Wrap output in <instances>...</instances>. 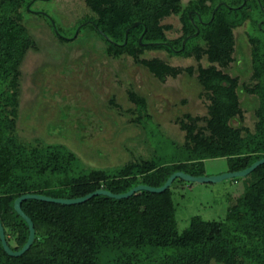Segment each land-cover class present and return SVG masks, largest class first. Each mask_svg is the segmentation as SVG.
<instances>
[{
	"label": "trees",
	"instance_id": "1",
	"mask_svg": "<svg viewBox=\"0 0 264 264\" xmlns=\"http://www.w3.org/2000/svg\"><path fill=\"white\" fill-rule=\"evenodd\" d=\"M32 1L0 0V221L11 248L19 249L29 231L25 219L13 206L21 193L75 197L100 187L122 192L137 183L160 185L175 170L201 174L206 158L224 157L227 170H237L264 156V37L260 30L259 34H250L252 73L250 87L244 85L261 99L250 128L230 122L232 117H243L238 77L210 63L199 65L197 73L209 100L206 115L201 122L196 121L199 116L189 113L176 119L183 130V140L169 141L168 146L180 153L178 159L164 160L158 140L153 139L155 128L146 122L151 119L147 100L132 84L126 93L133 105L123 109L113 96L108 104L131 121L119 124L115 134L123 126L139 124L142 131L137 138L148 144L146 154L126 146L128 157H120L114 164L103 163L106 158L102 159L100 149L94 152L95 157L87 155L78 145L85 140L83 133L71 122H61L70 116L68 109L65 115L58 113V120L47 121V134L23 135L17 122L21 64L28 49L37 48L28 28L34 18L28 8ZM216 2L84 0L89 11L84 18L90 20L81 27H94L103 40L102 46H93V52L115 59L129 56L133 63L163 81L184 68L154 55L146 56V50L164 48L168 54H194L196 58L205 54L209 61L228 65L235 21L229 13H223L222 6L215 9L206 25L193 16L200 29L197 35L204 40L200 51L199 46L186 39L181 48L182 39L193 30L188 10L197 8L207 19ZM172 14L178 17L182 33L169 38L167 31L173 25L162 20ZM258 14L263 16L261 9ZM134 21L138 23L132 26ZM48 25L59 44L72 38V32L62 34L57 24L48 21ZM86 48L89 53L91 49ZM64 54L62 61L67 56ZM72 136H77L79 142H74ZM128 137L124 139L129 140ZM233 179L241 180L242 186L234 195L226 196L223 217L194 215L181 228L171 189L173 182L184 180L180 177L160 192L140 189L120 198L95 194L68 204L23 199L21 207L33 221V241L21 254L9 255L0 240V264H264V163Z\"/></svg>",
	"mask_w": 264,
	"mask_h": 264
},
{
	"label": "rangeland",
	"instance_id": "2",
	"mask_svg": "<svg viewBox=\"0 0 264 264\" xmlns=\"http://www.w3.org/2000/svg\"><path fill=\"white\" fill-rule=\"evenodd\" d=\"M186 1L182 0L183 4ZM34 4L39 7L37 11L45 13L50 18L34 15V19L28 23V28L37 41V48L28 49L21 64L17 122L23 135L47 134L46 128L48 123L50 124L47 121L58 120V113L65 115V109H68L70 116L61 122H71V126L83 133V139L87 143L85 140L78 143L77 136L74 138L72 136V139L87 155L95 157L94 152L100 149L104 155L102 159L106 158L103 163L114 164L120 161V157L122 159L128 157L129 152L126 146L133 148L135 152L146 154L144 149L148 144L137 138L142 131L139 124L123 126V129L115 134L119 124L131 121L127 120L128 115L120 113L118 108H112L108 104V99L113 96L120 102L123 109L133 105L129 99L125 98L126 88L132 84L134 89L147 97V108L152 118L146 122H149L150 127L155 128L153 139L158 140V147L164 160L178 159L180 153L168 146L169 141L181 142L183 140V130L179 128L176 119L184 112H190L192 116L206 112V99L195 94L199 89L198 85L196 86L197 91L192 87L191 91L187 90L189 95H185L176 91L177 83H179L176 79L171 78L168 82L162 83L150 75L144 67L133 63L129 56L115 59L100 55L97 51L93 52V46L98 47L103 44L98 31L94 27H81L80 24L85 21L75 26L78 22L77 18L84 12H89L84 0H35ZM50 19L57 24L62 33H68L67 35L73 33L72 38L68 42H61L59 47H56L57 42L53 38L52 31L49 30L48 21H51ZM162 22L173 25L172 30L167 31L168 37L179 34L180 24L176 15L165 17ZM246 26L247 33H260L258 28L250 27L249 23ZM239 31L237 29L235 33L237 32V42L241 47L245 42V36H241ZM84 44L89 45L87 47L91 49L89 53H86ZM246 50L247 47L236 54L239 62L235 66L232 64L234 62H231L227 68L228 71L237 73L241 71V68L246 67V59H248ZM63 53L67 55L65 61H62ZM145 54L146 56L158 54L175 65H187L185 60H172L164 50L159 52L147 50ZM89 60L91 62L87 63ZM242 72L244 73H240L242 75L240 79L246 83L249 82L248 76L244 75L246 70ZM255 96L252 92L240 95L245 101L248 99L253 101ZM243 116V122H238L236 118H233L231 123L233 125L245 124L250 128L253 124L251 109L248 110L245 107ZM70 118L72 120L68 121ZM126 136H129V140L124 139ZM227 168V161L224 157L206 158L201 174L222 173L227 171ZM241 186V180L233 178H225L217 182L186 180L173 182L171 189L179 228L187 225L194 215L208 219L223 217L226 196L234 195Z\"/></svg>",
	"mask_w": 264,
	"mask_h": 264
},
{
	"label": "flooded vegetation",
	"instance_id": "3",
	"mask_svg": "<svg viewBox=\"0 0 264 264\" xmlns=\"http://www.w3.org/2000/svg\"><path fill=\"white\" fill-rule=\"evenodd\" d=\"M34 1H32V4L29 8V10L31 11V15H38V16H45L47 19H49L50 17L48 15H46L45 13H42L40 11H37V9H39V7L37 5L34 4ZM188 1V0H187ZM186 1V2H187ZM185 2V3H186ZM264 0H217L216 2V5L213 7L212 9V12H211V16L209 18H205L204 15H201L200 14V10H198L197 8H190L188 10V15H189V20L191 21L192 23V27H193V30L188 33L186 35L185 38L182 39L181 41V48L183 49V46L185 44V39L190 41V43L192 42V44H194L195 46H199L197 49L198 51H200V49L204 46V40L203 38H200L197 33L199 32V26L197 25V22L195 21V18L193 16L196 15L197 17V20L199 22H201V24H208L212 19V16L214 15V11L215 9L219 6L221 7L222 6V10H223V13H229L230 16H232L234 21H235V25L232 26V34H233V40H234V43H233V52H232V59H230V61L228 62V65L227 66H221L219 63L217 62H212V61H209L205 54H201V57L199 58H196L194 54H186V53H178V52H173V54H168V51L164 48H152V49H149V50H156L157 52L161 51V50H164L167 52V55L169 57H171L172 60H185L187 62V65H177V66H181L182 68H184L181 72H178L176 73V75L172 76V75H167L165 80L161 81L159 80L157 77H155L154 75H152L150 73V75H152L153 77H155L158 81L160 82H168L169 79H176L179 83H177V88H176V91L177 92H181L182 94H188L189 93L187 92V90H190L191 91V88L193 87L194 90H196V86L198 85V91L195 93L196 95H200V96H203L205 99H206V112L205 114H195L193 115L194 117L196 116H199L196 121L197 122H201L202 119L201 117H203L204 115H206L207 113V105H208V102L209 100H207L208 98L205 96V91L201 85V83L199 82V80L197 79V73H198V66H206L208 64H214L216 66L217 69H221L222 71H225L227 72L228 74L230 75H236L238 77V90H239V99L241 101V107H242V110H243V115H244V108H248V110L251 109L252 113H253V122L255 121V110H256V107L260 105V96L258 95V93L256 91H251L252 93H255V98L253 99V101L250 99H248L247 101L243 100L240 95H243L245 92L246 94H250V91H247V89H245L244 85H247L248 87H250V74L252 73V64L250 63V59H251V49H250V46H251V42H250V34H253V33H250L248 32L247 33V26L246 24L249 23L250 24V27L251 26H256L259 28V30L261 31V34H263L262 36L264 37V7H263V3ZM184 3V4H185ZM258 7V8H257ZM258 9H261V13L263 16H260V14L257 15V12H258ZM87 11V10H86ZM85 16V15H89V12H84L81 16H79L77 19H83L81 20L80 22L82 21H86V20H90V18H82V16ZM173 15V14H172ZM33 17V16H32ZM253 17L256 18V20L253 19ZM34 19V18H33ZM64 19V18H63ZM178 19V17H177ZM51 23L52 24H55L54 21L52 19H50ZM65 20V19H64ZM66 21V20H65ZM179 21V19H178ZM80 22H77L75 26H77ZM180 24V23H179ZM253 24V25H252ZM56 25V24H55ZM47 26V25H46ZM180 26V25H179ZM58 27V26H57ZM239 29V34L242 36L244 35L245 36V42H243L242 46L239 47V43L237 42V39H238V36H237V32L235 33V30ZM49 30L51 31V28L49 27ZM172 30V29H170ZM179 34L173 36V37H176L178 35H180V33H182V31L180 30L179 28ZM62 32V31H61ZM243 33V34H242ZM53 34V33H52ZM63 34V33H62ZM68 34V33H67ZM66 34V35H67ZM173 37H169V38H173ZM54 40L57 42L56 44V47L57 46H61V44L58 43V40L54 38ZM69 39H66V42H68ZM247 43V44H246ZM59 44V45H58ZM55 45V44H54ZM245 45H247V55H248V59H246V67L244 66L243 68H241L240 70L241 71H238L237 73H231L230 71L227 70V68L231 65V62H234L232 64H234V66L239 62V59L237 57V53L239 51H242L243 48H246ZM170 47V46H169ZM147 51V50H146ZM69 52V51H68ZM154 56H157V57H160V58H163L165 59L164 57L158 55V54H154ZM243 58V57H242ZM166 61H168L167 59H165ZM192 60L193 62H188ZM263 61H264V57H263ZM169 64L171 65H175L173 64L172 62L168 61ZM187 68H191V73L188 72L189 69ZM238 68V67H237ZM250 68H251V73H250ZM246 70L245 74L246 76H248L249 78V82H245L244 80H241L240 77L242 75H240V73H244L242 71ZM247 73V74H246ZM244 77V76H243ZM190 80V82H189ZM184 89V90H182ZM135 91H137L135 89ZM189 91V92H190ZM245 91V92H244ZM139 92V91H138ZM140 94L144 95L143 93L139 92ZM125 98L128 100V95L127 93H125ZM145 96V95H144ZM146 100H147V97L145 96ZM116 102L120 103L119 101L115 100ZM130 101V100H129ZM184 101L186 102V99H184ZM131 102V101H130ZM132 103V102H131ZM247 106H246V105ZM250 104H251V107H250ZM122 107V105H121ZM148 110V108H147ZM184 113H189L191 114L190 112H184ZM183 113V115H184ZM181 116V117H184V116ZM152 118V116H151ZM233 118H236V120L238 122H243V119H244V116L243 117H232L230 119V122ZM245 125V124H244ZM246 126V125H245Z\"/></svg>",
	"mask_w": 264,
	"mask_h": 264
},
{
	"label": "water",
	"instance_id": "4",
	"mask_svg": "<svg viewBox=\"0 0 264 264\" xmlns=\"http://www.w3.org/2000/svg\"><path fill=\"white\" fill-rule=\"evenodd\" d=\"M85 23L86 22H84L83 24H85ZM137 23H138V21H134L132 23V26L137 25ZM83 24H80V25L82 26ZM128 29L129 28H126V30H125V39H126V35L128 33ZM141 38H142V34H140L138 37L139 42H141ZM261 163H264V156L254 160L253 162H251L248 166H246L244 168L237 169V170H227V171L222 172V173L209 174V175L191 174V173L185 172L183 170H175L171 174H169L168 177L166 178V180L160 185L155 186V185H150V184H146V183H137V184L131 186L129 189L122 191V192H112V191L105 189V188H102V187L96 188L90 192H87L83 195L75 196V197H59V196H51V195H47V194H43V193H37V192H24V193H21L20 195H18L17 197H15V199L13 201V206H14V209L25 219V221L28 225L29 231H28L27 239L19 249L11 248L6 241L4 228H3V225L0 221L1 244H2L4 250L6 251L7 254L19 255L22 252H24L32 243L33 238H34V234H35L33 221L31 220L29 215L24 212V210L21 207V201L23 199H26V198L33 197V198H38V199H42V200L68 204V203L82 202V201L88 199L89 197H91L95 194H106V195H109V196L115 197V198L127 197V196L131 195L133 192L140 190V189H146V190H150V191H154V192H160V191L164 190L165 188H167L171 184L172 180L176 177H180V178L187 180V181H196V182H208V181L217 182V181H221L225 178L242 177Z\"/></svg>",
	"mask_w": 264,
	"mask_h": 264
}]
</instances>
